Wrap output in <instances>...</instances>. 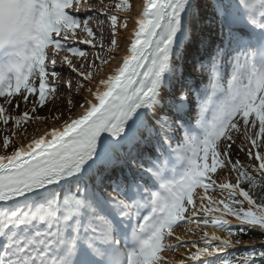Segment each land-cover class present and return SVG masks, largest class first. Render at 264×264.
Returning a JSON list of instances; mask_svg holds the SVG:
<instances>
[{
	"label": "snow or ice",
	"instance_id": "1",
	"mask_svg": "<svg viewBox=\"0 0 264 264\" xmlns=\"http://www.w3.org/2000/svg\"><path fill=\"white\" fill-rule=\"evenodd\" d=\"M0 150V264H264V0H0Z\"/></svg>",
	"mask_w": 264,
	"mask_h": 264
},
{
	"label": "rangeland",
	"instance_id": "2",
	"mask_svg": "<svg viewBox=\"0 0 264 264\" xmlns=\"http://www.w3.org/2000/svg\"><path fill=\"white\" fill-rule=\"evenodd\" d=\"M94 3H98V0H93ZM131 2V0H130ZM105 3H109V0H105ZM81 5H88L87 3H83ZM80 5V6H81ZM82 16V15H81ZM95 24V22L93 21ZM81 38H84V34H81ZM20 111H23V107L21 106ZM44 111V110H42ZM32 126H36V122L30 124L28 126L29 131L32 129ZM243 140V137L241 136V141ZM239 144V142H238ZM11 150V149H10ZM9 150V151H10ZM239 158L241 162L247 163L248 162V157L246 156L245 152L243 151H238L237 147H234L233 149V156L232 159L235 160L236 158ZM227 176V173H220V170H218V174H216V179L219 182H224L225 177ZM227 182L229 183H235L236 182V173H232V175L227 179ZM201 195H204L203 190L200 189L198 190ZM208 195L215 197L216 199H220L221 194L218 191H210ZM195 203L199 204V199L195 201ZM191 207V206H189ZM232 217H227V219L232 220ZM233 221V220H232ZM234 222V221H233ZM215 231V234L217 236L224 237L226 234L224 232L218 231L211 226L209 227H196L194 223L189 224V223H182L179 228L176 229V233L186 241H200L201 236L204 232H207L209 236ZM233 241H235V238L233 237ZM175 241H173L174 243ZM250 241H242L241 245H249ZM202 246V245H199ZM196 251L195 248H192L190 244H186L180 248L174 249L171 252V260H175L177 264H180V262L183 260L184 257H186L189 252H194ZM186 264H191V262H186Z\"/></svg>",
	"mask_w": 264,
	"mask_h": 264
},
{
	"label": "bare ground",
	"instance_id": "3",
	"mask_svg": "<svg viewBox=\"0 0 264 264\" xmlns=\"http://www.w3.org/2000/svg\"><path fill=\"white\" fill-rule=\"evenodd\" d=\"M131 3H133V5H134V9L135 10H139V7H140V5L142 4V0H131ZM83 15H84V11H83ZM82 15V16H83ZM120 15H124L123 13H120ZM95 22V21H94ZM129 28H131L132 27V25H133V23H134V18L133 19H130L129 20ZM92 26L94 27L95 26V24L93 23V21H92ZM121 32H122V34L123 35H128V33L125 31V30H121ZM83 47V46H82ZM125 47H126V44H125V42H124V40L123 39H121L120 40V51L118 52V53H116V56H117V59H115V60H112L111 61V63H110V65L108 66V67H115V66H117V64H118V62H119V59H120V57H121V55L123 54V52H124V49H125ZM106 72H107V69H106ZM65 77H61V79H64ZM56 105H49L47 108H45V109H43L44 111H41L39 114L40 115H45V114H47L48 113V111H49V109H52V108H54ZM37 123H39V122H36V124ZM52 126H54L52 123H49V124H42V123H40V131L42 132L45 128H48V127H52ZM36 128V126H32V129L29 131V136H31L32 135V131H33V129H35ZM25 142H27V141H25ZM10 150V149H9ZM0 151H2V150H0ZM233 221H234V218H231ZM170 242H172L173 243V241H170ZM162 255H164L167 259H170L171 260V252H168V251H165L164 253H162Z\"/></svg>",
	"mask_w": 264,
	"mask_h": 264
},
{
	"label": "trees",
	"instance_id": "4",
	"mask_svg": "<svg viewBox=\"0 0 264 264\" xmlns=\"http://www.w3.org/2000/svg\"><path fill=\"white\" fill-rule=\"evenodd\" d=\"M244 187L247 190V185H244ZM256 191L260 192L261 194H264V187L258 188ZM242 199V198H241ZM245 207H247V204L245 202ZM236 239V237H234ZM241 241H250L251 244L249 245H259L262 241H264V236H261L258 233H249L248 235H243L240 237ZM254 242V243H252ZM241 247H243V245H241ZM229 251H232L231 249Z\"/></svg>",
	"mask_w": 264,
	"mask_h": 264
}]
</instances>
